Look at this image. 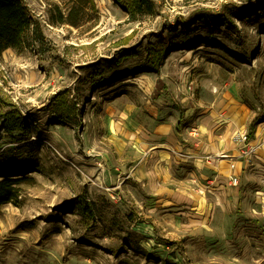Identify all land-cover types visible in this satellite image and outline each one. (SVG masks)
Masks as SVG:
<instances>
[{"label":"rangeland","instance_id":"374dc122","mask_svg":"<svg viewBox=\"0 0 264 264\" xmlns=\"http://www.w3.org/2000/svg\"><path fill=\"white\" fill-rule=\"evenodd\" d=\"M24 1L44 41L0 56V127L16 106L32 132L20 144L0 132V165L27 178L20 204L0 207V264H264V0H151L154 13L136 17L92 0L75 28L53 22L76 0ZM207 12L224 16L194 20ZM182 39L190 47L168 51ZM151 48L165 57L149 73ZM63 99L77 107L71 124L55 115ZM196 128L225 154H243L245 135L257 146L241 160L239 202L207 218L192 203L153 206L181 195H152L135 179L188 186H175L166 157Z\"/></svg>","mask_w":264,"mask_h":264},{"label":"trees","instance_id":"16d2710c","mask_svg":"<svg viewBox=\"0 0 264 264\" xmlns=\"http://www.w3.org/2000/svg\"><path fill=\"white\" fill-rule=\"evenodd\" d=\"M92 0H76L74 9H71L69 14H64L61 10H57L58 18L54 24L68 25L70 27H79L80 16L84 13L85 8ZM125 10L133 17L138 14L154 13L153 3L151 0H117ZM215 16L213 13H199L196 15V20L209 18H222ZM191 22V21H190ZM181 25L188 26L185 22H180ZM44 41V33L41 22L35 18L30 7L24 0H0V56L7 50L19 51L32 43L41 44ZM189 46L186 40L171 41L167 49L169 52L187 49ZM150 59L144 65L146 72H158L159 67L165 57V51L151 48L148 53ZM60 95H58L59 98ZM64 96V95H63ZM64 98V97H63ZM57 111L55 115L61 123H72L74 121V113L76 106L72 107L68 102L58 101ZM3 124L0 127V132L3 129L7 135L11 136L16 144L29 142L32 138L30 127V117L25 116L16 106L5 112ZM258 119H255L251 124L250 134L254 135ZM22 166H1L0 165V207L8 203L19 205L22 195V185L27 180L21 173ZM79 213L83 216L92 218L95 209L92 203L85 198L80 197L77 200Z\"/></svg>","mask_w":264,"mask_h":264},{"label":"crops","instance_id":"0c3cea01","mask_svg":"<svg viewBox=\"0 0 264 264\" xmlns=\"http://www.w3.org/2000/svg\"><path fill=\"white\" fill-rule=\"evenodd\" d=\"M253 147L256 149L257 146L255 145ZM169 148V154L166 157L167 169L165 171L169 172V175H173L171 180L175 186L177 185V182L182 181L187 183L188 186L179 187L177 185L176 187L178 189L172 188L170 186L167 188L161 180H157L158 177L153 176V179H151V177L149 178L148 175V177H140L137 176L139 175L138 173L135 179L139 180L142 183V186H148L152 195H157L160 193L166 195L168 191L172 192L173 194L180 193L179 195H181L180 198H177L172 194H168L166 198L162 196V205L158 204L159 202H157V197H151L147 202L154 204L153 206L157 208H165L167 207L166 205L170 204L167 209L165 208L166 211L168 209L189 208L191 203L192 206L196 205L195 207L200 205L203 208L202 216H204V218H207L206 214L213 215L214 211L217 210L218 207H221L220 205H223L224 208H226L227 205L231 206L233 202H239L236 200V198L239 196L240 182L239 186L235 187L229 180L232 177H237L239 179L241 167L243 166L241 160L246 159L247 157L243 156V154H240L239 151L234 152L232 155L223 153L225 148L221 147L219 143L217 144L213 142L212 138L209 139L207 136H203L200 128L193 129V131L190 133V136L184 137V140L181 142L179 141L178 144ZM244 151L245 150H243L242 153ZM222 156L226 157L224 159H219ZM223 162H227L229 165V167H227L225 170L222 169L221 164ZM143 166L144 165H142V167ZM173 166H177L179 169H182V167H189L188 170L191 173H194L195 176H197V179H193L192 181L188 182L184 178L178 179L176 176H182L183 174H175V172H173ZM146 178H148L149 181L147 184V180L144 181ZM198 179L201 183H204V185L197 186ZM164 189H166L167 192L164 191ZM192 195L194 196V200H190V198H188ZM183 197H186L187 202L181 200ZM238 205L241 206L240 203ZM195 229L197 230V228Z\"/></svg>","mask_w":264,"mask_h":264},{"label":"built area","instance_id":"2783aa9c","mask_svg":"<svg viewBox=\"0 0 264 264\" xmlns=\"http://www.w3.org/2000/svg\"><path fill=\"white\" fill-rule=\"evenodd\" d=\"M247 135H245L243 137V141H244V147L246 148V150L243 152V156L248 157V156H253V154L255 153V148L251 145V144H247ZM226 156H222L219 159H224ZM231 184L235 187L239 186V179L237 177H232L231 178Z\"/></svg>","mask_w":264,"mask_h":264}]
</instances>
